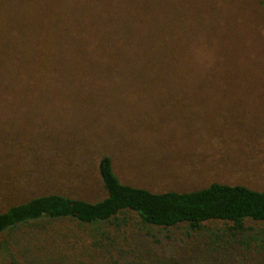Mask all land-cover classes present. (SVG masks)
<instances>
[{
  "label": "rangeland",
  "instance_id": "rangeland-1",
  "mask_svg": "<svg viewBox=\"0 0 264 264\" xmlns=\"http://www.w3.org/2000/svg\"><path fill=\"white\" fill-rule=\"evenodd\" d=\"M108 1L0 0V40L10 56L0 74V210L50 192L101 198V154L120 182L151 191L211 181L264 189V0H131L116 10ZM128 9L152 31L140 34L135 54L62 51L69 40L59 12L118 17ZM227 224L207 220L192 232L132 215L114 237L182 264H209L214 247L221 264H264V221L243 220L235 238ZM87 229L97 237L104 223ZM82 240L71 252L87 264L116 254L93 255ZM7 253L0 250V264Z\"/></svg>",
  "mask_w": 264,
  "mask_h": 264
},
{
  "label": "trees",
  "instance_id": "trees-1",
  "mask_svg": "<svg viewBox=\"0 0 264 264\" xmlns=\"http://www.w3.org/2000/svg\"><path fill=\"white\" fill-rule=\"evenodd\" d=\"M112 1H108L109 7L116 10L118 2L129 4L131 0ZM114 10L87 11L81 15L78 13L83 10L59 12L56 18L60 24L59 32L65 33L69 40L63 43L62 51L103 55L99 57L135 54L140 34L152 31L143 27L142 23H135V19H132L134 11L123 10L121 12L124 13L117 17ZM115 21L124 23L117 27ZM90 22H95L97 26H90ZM122 38L126 39L122 42ZM118 40L121 42L118 43ZM6 45L0 40L2 76L4 63L10 57ZM0 83L5 85L3 77ZM111 165L107 154L99 156L96 170L104 195L97 200L88 201L50 192L32 196L0 210V250H8L4 256L7 264H19L17 258H24V264H87L71 252L76 241L83 244L82 239L86 237L88 245L92 246L88 249L93 255L104 257L106 253L110 256L112 250L116 251L112 258L107 257L101 264H182L171 257L158 255L149 248L141 250L139 241L131 240L129 247L123 248L115 241L114 235L124 231L132 215L142 225L177 227L184 224L192 232L202 222L221 220L229 222L225 230L232 238L243 231V220L264 221V189H253L241 183L211 181L203 187L190 190L151 191L120 182ZM100 222L104 223V233L95 237L87 229V224ZM228 240L226 238L224 241ZM215 248L206 252V256H213L212 261V257H207L209 264H214V261L221 264L213 252ZM226 249H230L229 246ZM182 260L185 264L186 260ZM225 260L231 264L228 259Z\"/></svg>",
  "mask_w": 264,
  "mask_h": 264
}]
</instances>
